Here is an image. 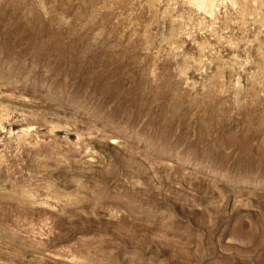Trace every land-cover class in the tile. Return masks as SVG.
Masks as SVG:
<instances>
[{
  "label": "rangeland",
  "instance_id": "374dc122",
  "mask_svg": "<svg viewBox=\"0 0 264 264\" xmlns=\"http://www.w3.org/2000/svg\"><path fill=\"white\" fill-rule=\"evenodd\" d=\"M0 264H264V0H0Z\"/></svg>",
  "mask_w": 264,
  "mask_h": 264
}]
</instances>
